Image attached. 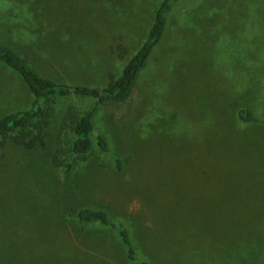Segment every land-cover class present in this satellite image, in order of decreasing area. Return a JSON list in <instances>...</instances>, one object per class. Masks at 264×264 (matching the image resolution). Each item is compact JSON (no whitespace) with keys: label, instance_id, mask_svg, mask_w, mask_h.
Here are the masks:
<instances>
[{"label":"rangeland","instance_id":"obj_1","mask_svg":"<svg viewBox=\"0 0 264 264\" xmlns=\"http://www.w3.org/2000/svg\"><path fill=\"white\" fill-rule=\"evenodd\" d=\"M160 1L0 0V43L56 82L103 86ZM34 99L0 61V118ZM53 102L26 144L0 137V264H132L118 231L77 222L74 206L105 209L150 264H264V0L175 2L129 98L97 105L81 157L62 115L95 99Z\"/></svg>","mask_w":264,"mask_h":264},{"label":"trees","instance_id":"obj_2","mask_svg":"<svg viewBox=\"0 0 264 264\" xmlns=\"http://www.w3.org/2000/svg\"><path fill=\"white\" fill-rule=\"evenodd\" d=\"M177 1H160L146 39L129 58L120 75L113 77L112 74H108L109 81L103 86L56 82L49 77L40 75L28 63L26 58L7 45L0 43V61L19 73L35 95V99L31 102L29 108L11 112L0 118V137L3 139L9 136L17 145L26 144L33 133H40L50 123L55 113L54 98L73 95L89 97L95 99L93 106L84 111H79L72 104H69L62 115L64 125L74 136L69 147L70 152L78 157L86 154L92 148L91 134L94 129V116L97 111V105L108 101L123 102L129 98L139 74L146 66L154 47L161 41L169 13ZM238 116L242 121L257 120L249 107L239 109ZM96 143L100 149L108 150L104 135L98 134ZM62 153H64L62 149L55 150L50 156V161L54 166H64L65 171L68 172L72 167V161L64 162ZM72 215L81 224L98 222L116 229L122 244L126 248V258L132 264H150L138 257L131 244L127 230L121 224L111 221L105 209L74 206Z\"/></svg>","mask_w":264,"mask_h":264}]
</instances>
